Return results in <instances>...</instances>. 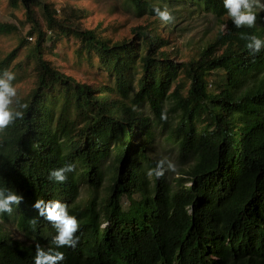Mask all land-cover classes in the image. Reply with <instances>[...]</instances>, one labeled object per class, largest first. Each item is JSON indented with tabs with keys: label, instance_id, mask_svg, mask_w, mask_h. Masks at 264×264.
Returning <instances> with one entry per match:
<instances>
[{
	"label": "trees",
	"instance_id": "16d2710c",
	"mask_svg": "<svg viewBox=\"0 0 264 264\" xmlns=\"http://www.w3.org/2000/svg\"><path fill=\"white\" fill-rule=\"evenodd\" d=\"M181 1L214 13L220 25L186 58L173 44L175 26L152 10ZM8 2L24 9L36 40L21 37L0 62L15 85L32 77L20 96L25 118L0 135V188L24 197L0 220H13L29 241L0 224V264H34L37 244L55 247L54 225L32 207L37 199L60 200L80 222L79 243L59 249L60 264H264V50L253 57L241 39H264V11L249 29L234 25L223 0H129L153 18L133 38L114 40L81 26L84 8L59 16L47 0ZM18 31L0 21V36ZM64 36L108 82L77 80L48 57ZM167 156L181 176L167 171ZM161 159L165 176H147ZM66 163L76 166L68 180H50Z\"/></svg>",
	"mask_w": 264,
	"mask_h": 264
},
{
	"label": "rangeland",
	"instance_id": "374dc122",
	"mask_svg": "<svg viewBox=\"0 0 264 264\" xmlns=\"http://www.w3.org/2000/svg\"><path fill=\"white\" fill-rule=\"evenodd\" d=\"M58 10L59 16H64V10H71L72 8H84L87 15L81 19V26L86 28H96L99 32L110 36L114 40H120L124 37L133 38L134 29L145 24V18L153 16L145 15L139 16L129 0H47ZM0 4V21L12 22L19 26V31L11 35L0 36V62L9 55L13 49L18 45L21 37L27 38L34 42L36 36L30 35V24L26 22V17L23 8L12 7L8 0H2ZM169 11L172 12L175 19L172 22L164 23L167 26H175L176 31L173 34V44L180 47L181 53L188 56L207 41L215 39L220 28L219 21L214 13L205 11L198 6L190 5L184 2H174L168 5ZM224 25H221L223 28ZM53 32H48V44L52 43ZM77 44L74 38L66 36L59 39L56 43V48L48 57L56 63V65L65 73L72 75L77 80L96 84L98 80L108 82L107 73H101L96 66L91 67L86 61L80 62L76 52ZM25 52L15 55L8 66H13ZM19 55V56H18ZM33 71L29 72L30 74ZM28 75V73H27ZM26 75V79L16 83L19 96L27 94L31 89L32 80L30 76ZM168 161L175 162V158L167 156ZM178 166V165H177ZM172 176H181L180 169ZM82 196L86 193L83 191ZM127 204V203H126ZM2 228L8 232L13 238L27 241L28 239L24 233L19 230L13 220L3 222L0 220ZM29 241V240H28Z\"/></svg>",
	"mask_w": 264,
	"mask_h": 264
},
{
	"label": "clouds",
	"instance_id": "9594fccd",
	"mask_svg": "<svg viewBox=\"0 0 264 264\" xmlns=\"http://www.w3.org/2000/svg\"><path fill=\"white\" fill-rule=\"evenodd\" d=\"M223 7L227 11L228 17L237 28H253L257 21V10L264 11V3L261 0H223ZM153 12L157 18L164 23L172 22L175 17L171 11L164 6H153ZM241 39L246 41V48L253 57L264 50V39L250 34L241 33ZM16 80V74L10 69L0 71V135L6 134V130L13 126L15 122L25 118L24 109L28 107L22 103V98L18 94V88L13 83ZM160 119H168L167 110L161 112ZM165 161H157L154 168L146 173L149 177L161 179L165 176ZM76 171L73 163H66L61 167L52 169L49 172V179L55 183L63 184L68 180V175ZM167 171L175 174L178 172V166L171 160L167 163ZM191 188L192 183L185 185ZM24 197L14 191L0 188V214L13 212L14 205H20ZM32 207L38 210V216L43 217L51 222L55 229L56 235L52 239L55 246L48 249L36 245L34 264H60L65 259V253L60 251L61 248H75L79 243V237L76 233L79 231L80 222L75 215L70 214L68 205L60 200L37 199ZM189 215L192 214L191 206L186 208ZM36 221L33 220V223ZM101 227H106L102 225Z\"/></svg>",
	"mask_w": 264,
	"mask_h": 264
}]
</instances>
